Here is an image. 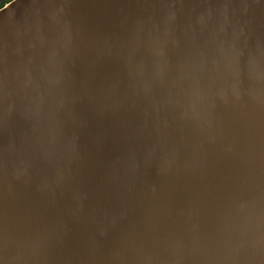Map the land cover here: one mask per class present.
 Returning <instances> with one entry per match:
<instances>
[{"label":"water","instance_id":"95a60500","mask_svg":"<svg viewBox=\"0 0 264 264\" xmlns=\"http://www.w3.org/2000/svg\"><path fill=\"white\" fill-rule=\"evenodd\" d=\"M0 264H264V0L4 4Z\"/></svg>","mask_w":264,"mask_h":264},{"label":"trees","instance_id":"16d2710c","mask_svg":"<svg viewBox=\"0 0 264 264\" xmlns=\"http://www.w3.org/2000/svg\"><path fill=\"white\" fill-rule=\"evenodd\" d=\"M10 0H6V1H3V2H0V8L4 5V4H6L7 2H9Z\"/></svg>","mask_w":264,"mask_h":264},{"label":"rangeland","instance_id":"374dc122","mask_svg":"<svg viewBox=\"0 0 264 264\" xmlns=\"http://www.w3.org/2000/svg\"><path fill=\"white\" fill-rule=\"evenodd\" d=\"M3 1H6V0H0V2H3Z\"/></svg>","mask_w":264,"mask_h":264}]
</instances>
